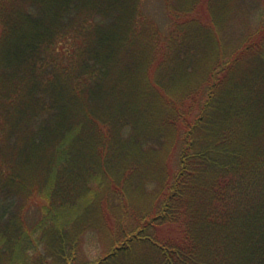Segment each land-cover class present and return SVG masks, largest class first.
Listing matches in <instances>:
<instances>
[{
    "label": "trees",
    "instance_id": "obj_1",
    "mask_svg": "<svg viewBox=\"0 0 264 264\" xmlns=\"http://www.w3.org/2000/svg\"><path fill=\"white\" fill-rule=\"evenodd\" d=\"M177 1L162 33L141 0H0V264H264V24L223 52L217 0ZM158 130L180 138L172 175ZM136 141L165 179L151 210L119 214ZM82 214L104 225L92 262Z\"/></svg>",
    "mask_w": 264,
    "mask_h": 264
},
{
    "label": "rangeland",
    "instance_id": "obj_2",
    "mask_svg": "<svg viewBox=\"0 0 264 264\" xmlns=\"http://www.w3.org/2000/svg\"><path fill=\"white\" fill-rule=\"evenodd\" d=\"M186 6L187 7L177 0H169V2L166 0H141V12L143 16L151 20L162 33H166L171 26L173 7L175 10H180V7L187 10L190 5L186 4ZM215 7L220 10L217 16L222 20L221 24H217L218 27L216 31L218 33L217 38H219L222 43L223 52H232L239 45L240 39H243L248 30L253 32L259 27V24H264V0H217ZM261 22H263V24ZM213 41L217 47L218 39L216 41L213 38ZM217 54L218 52L212 54L210 50L205 49L204 56L205 61L207 60V63H209L208 65L217 57ZM205 65L206 64H204V68ZM170 84L169 88H167L169 91L176 87L175 84H172V81H170ZM170 92L172 93V90ZM150 122L143 124L139 121L136 125L145 134H148L150 133L149 129H151ZM129 129L130 128H126L124 131L127 140ZM156 133H158L156 138L152 137L153 143L152 145L149 144V146L159 145L163 142L161 144L162 146H160L161 152L155 155L154 159L157 163L166 165L167 170L170 171L172 175L176 172V169H178V158L181 150L180 138H176L173 131L169 132L166 130L165 132V130H158ZM141 145H143V143H138L136 141L132 152H130L131 155L126 157L127 160L134 159L133 162L136 163L134 164L135 167L138 165L137 169L140 172L139 178L134 175L132 177L133 179L127 178V180L123 181L125 167L122 165L119 166L120 164H118V160L114 154L107 157L105 165L107 172L114 178L117 184L123 181L124 198L122 197L123 194H116L110 199L112 209L116 210L119 214L122 212V209H125V202L129 204L131 210L137 209L142 212H148L159 200V192L163 187L165 175H162L160 178L155 172L150 173L151 170L144 167L148 158L143 155L146 147ZM154 154L155 153H153V155ZM92 188L95 190L98 197L103 193L102 190H100L101 187L97 189V187L92 186ZM110 195L111 194H109V197ZM82 215L84 216L83 218H85L84 224L86 229L75 226L72 232L76 230V234L82 235L81 238L84 241L80 246V253L78 256L82 255L84 260L92 262L103 256L106 247V239L100 231V229H102V224L97 222L95 216ZM36 216L35 211L31 210V214L28 218V223L30 225L35 222ZM102 226L104 228V225Z\"/></svg>",
    "mask_w": 264,
    "mask_h": 264
}]
</instances>
